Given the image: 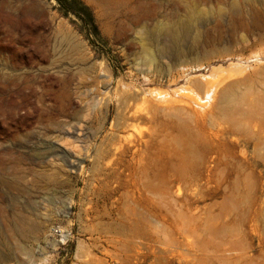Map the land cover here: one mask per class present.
I'll use <instances>...</instances> for the list:
<instances>
[{"label":"rangeland","instance_id":"1","mask_svg":"<svg viewBox=\"0 0 264 264\" xmlns=\"http://www.w3.org/2000/svg\"><path fill=\"white\" fill-rule=\"evenodd\" d=\"M0 89V264H264V0H0Z\"/></svg>","mask_w":264,"mask_h":264},{"label":"bare ground","instance_id":"2","mask_svg":"<svg viewBox=\"0 0 264 264\" xmlns=\"http://www.w3.org/2000/svg\"><path fill=\"white\" fill-rule=\"evenodd\" d=\"M178 28H180V26H176L175 27V29H178ZM163 47H164V45L163 44H161V43H157V49H158V53H159V55L160 56H162L163 55V52H162V50H163ZM64 92V91H63ZM66 93V92H65ZM16 94H18V96L19 95H21V96H23L24 98H25V100L26 101H28L29 102V100H30V97L34 94V89H0V97H2L3 99H6V97H7V100L8 101H10L11 99H12V97L14 96V95H16ZM64 97V96H63ZM133 112V111H132ZM131 112V113H132ZM135 113V112H134ZM139 113V112H138ZM140 114V113H139ZM137 117H140V115L138 116V115H136ZM136 116H132L131 118L133 119H135V117ZM128 120V119H127ZM134 121V120H133ZM137 122V121H136ZM128 123H129V121H128ZM129 126H132V125H129ZM135 126V125H134ZM127 127V126H126ZM133 127V126H132ZM129 134V133H128ZM125 135V134H124ZM123 135V136H124ZM130 135V134H129ZM117 136V135H116ZM116 136H115V138H116ZM128 136V135H127ZM126 136V137H127ZM139 137V136H138ZM121 138H123V137H121ZM141 138H143V137H141ZM120 139V138H119ZM127 139V138H126ZM130 139H131V136H130ZM130 139H128V140H130ZM126 141L127 142V144H128V142L129 141ZM119 141V140H118ZM124 141V140H123ZM132 141V140H131ZM130 141V142H131ZM120 142V141H119ZM129 142V143H130ZM141 142V141H140ZM114 143V142H113ZM121 143V142H120ZM123 143V142H122ZM121 143V144H122ZM132 144H133V141L131 142ZM136 143V142H135ZM119 144V143H118ZM121 144H120V146L119 147H121ZM126 144V143H125ZM124 145H122V147H123ZM134 146V145H133ZM136 146V145H135ZM115 147H116V145H115ZM138 147V146H137ZM119 149V148H118ZM123 149V148H122ZM121 150V149H120ZM115 156V155H114ZM112 157V156H111ZM116 159V158H115ZM104 162V161H103ZM105 163V162H104ZM33 227V222L31 221V220H29L28 218H26L24 215H23V213L20 211V212H18L17 213V215H16V217L15 216H13V219H12V223H11V225H8V227H7V230H6V232H2L1 234H4V233H7L6 235L4 234V238H5V236H8V237H10V239H15L16 237H21V236H24V234H25V232H27L29 229H31ZM7 240V239H6ZM16 250H18V251H21L22 250V248L21 247H17V249ZM15 250V251H16ZM23 250H24V248H23ZM13 255V252H9V253H7L6 255H1L0 254V261L2 260V261H4L5 259H7V258H9V257H11Z\"/></svg>","mask_w":264,"mask_h":264}]
</instances>
